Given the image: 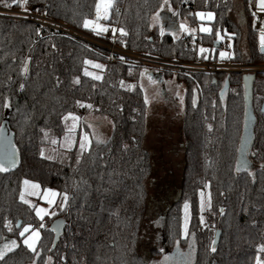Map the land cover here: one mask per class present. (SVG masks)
<instances>
[{
  "label": "trees",
  "instance_id": "trees-1",
  "mask_svg": "<svg viewBox=\"0 0 264 264\" xmlns=\"http://www.w3.org/2000/svg\"><path fill=\"white\" fill-rule=\"evenodd\" d=\"M21 1L12 7L24 8ZM190 1L168 0L191 24L196 11H213L210 32L162 34L153 18L164 0H114L105 20L126 33L117 37V46L135 52L193 60L204 46L217 61L264 62L248 0H242L246 27L233 16L235 0H195V6ZM4 2L0 0V6ZM98 2L27 0L26 8L34 13L44 10L47 17L83 30V21L95 16ZM220 35L232 41L226 57L220 56ZM85 69L92 75H85ZM144 70L141 62L124 57L113 62L106 49L49 26L0 16V130L6 125L13 133L20 154L16 169L0 172V250L4 251L0 264H255L257 256L264 260L259 251L264 244V70L256 72L253 82L256 123L246 168L237 162L247 112L243 73L164 72L184 85L180 117L184 150L179 181L169 182L159 197L151 191L157 169L145 144L149 104L141 84ZM88 111L110 121L108 136L91 139L84 150L75 144L65 161L43 156L45 137L63 134L69 113ZM25 179L67 194L66 206L60 207L59 199L51 212L55 214L39 219L20 198ZM202 192L209 196L204 210ZM153 205L160 210L149 211ZM186 205L189 211H184ZM57 218L66 222L53 246L50 226ZM25 224L42 231L35 251L21 241ZM150 225L160 233L159 239L153 232L147 235ZM219 229L220 240L213 244ZM12 240L18 247L5 250Z\"/></svg>",
  "mask_w": 264,
  "mask_h": 264
},
{
  "label": "rangeland",
  "instance_id": "rangeland-1",
  "mask_svg": "<svg viewBox=\"0 0 264 264\" xmlns=\"http://www.w3.org/2000/svg\"><path fill=\"white\" fill-rule=\"evenodd\" d=\"M236 7L233 12V16L239 20V23L246 27L247 15L244 13L242 0H235ZM11 4V3H10ZM22 6L26 8V4L21 1ZM7 2H4L0 9H13ZM18 9V8H17ZM22 9V8H21ZM29 10V9H28ZM109 13V12H108ZM198 13H203V17L197 15ZM211 13V18L208 14ZM158 15V22H154L155 26L159 27V30L170 31L174 36H181L185 32H191L197 34L202 31L203 28L211 29V21L214 19V12L209 10H199L195 13V23L191 24L188 17H184L183 14L179 12L171 3L168 2L167 5L162 6V8L155 14L154 17ZM7 17V16H4ZM11 18V17H9ZM93 18V17H91ZM250 21L253 27V16L249 15ZM246 21V22H245ZM184 25L182 28L181 25ZM254 29V28H253ZM163 31V32H164ZM219 38L224 42L227 40L226 36L220 35ZM231 39V38H230ZM229 46L232 47V41L228 40ZM204 49L210 52V49L200 47V50ZM232 49L223 48L220 50V56L226 57L231 53ZM223 54V55H221ZM237 64V63H235ZM240 64V63H238ZM255 65H264V62L254 63ZM145 70L141 76V84L144 88L146 100L149 104V121H148V131L147 137L145 139V144L152 152L155 163L157 174L152 182L151 191L154 196H161L164 189H167L166 185L169 182L176 184L180 179L181 164L183 158L184 146L182 145V139L180 135V117L184 108V94L185 89L181 81H178L174 76H168L164 74V70L152 68L150 66H144ZM147 68V69H146ZM149 70V71H148ZM162 78V79H161ZM72 115L78 117L77 121H73L69 114L65 119V130L63 134L58 135L55 133H50V135L45 137V144L42 147V154L46 158L65 161L68 158V151L83 141L85 135L88 137V141L85 142L86 145L93 138L105 139L111 131L112 125L110 121L101 115L94 113L93 111H88L84 115L74 114ZM73 123H75V128L73 129ZM56 141V143H53ZM252 141V135L250 130H244L240 149L243 145V150L239 153L238 166L240 168H246L250 166V160L248 158V152L250 143ZM242 152V153H241ZM247 162L246 167H244V162ZM29 181L26 185L23 183L21 195H23L22 201H27L30 206L35 210L39 208H44L47 210L44 215V219L48 214H50L55 207L56 202L61 199L63 200L64 194H60L58 190L50 187H42L40 183L32 179H25ZM24 180V181H25ZM33 184H38V188H33ZM172 186V185H171ZM170 188V187H168ZM173 188V186H172ZM48 190H51L49 192ZM56 193L52 196L51 193ZM176 193V192H175ZM156 197V198H157ZM48 199L53 201L52 204L48 203ZM154 200V199H153ZM158 200V199H156ZM155 200V202H157ZM156 204V203H155ZM209 206V196L207 193L202 192L200 194V208L201 210L206 209ZM155 205L151 207L149 211H159ZM184 211H189L184 208ZM152 213V212H151ZM37 216V215H36ZM39 219L40 217L37 216ZM185 218L187 221V227L189 225L188 213H186ZM43 219V221H44ZM30 224H25L21 232L25 227ZM185 225V224H184ZM155 226V225H154ZM158 227V226H155ZM156 228L150 225L149 230H147V235L150 237L152 232L153 236L157 239L160 238L159 232H154ZM32 230H39L40 238L35 244V250L39 245L41 239V229L39 227L31 228L25 236L22 237V243L25 238L31 235ZM153 230V231H151ZM159 241V240H158ZM32 250V249H31ZM184 264V263H181ZM189 264H191L189 262Z\"/></svg>",
  "mask_w": 264,
  "mask_h": 264
},
{
  "label": "built area",
  "instance_id": "built-area-1",
  "mask_svg": "<svg viewBox=\"0 0 264 264\" xmlns=\"http://www.w3.org/2000/svg\"><path fill=\"white\" fill-rule=\"evenodd\" d=\"M113 4L114 0H111L110 7ZM194 4L195 0L190 1V6H195ZM248 6L253 16V28L260 37L261 30H264V11L260 10L259 0H248ZM12 8L13 9H0V16H7L17 20L35 21L41 25L53 28L56 32L66 37L81 40L86 44L93 45L98 48H104L108 51V59L112 60L113 62L118 61L120 57H124L129 59L130 62H141L144 64V66H150L152 68L154 67L156 69L164 71L166 70L185 74H191L193 72L219 71L256 73L259 70H264V65L258 66L255 64H235L226 62L224 60H214L211 57L210 52L207 50L203 52L199 50L193 60H178L143 54L123 47H119L116 44V40L117 37L121 35L119 29H123V27L120 25H111L110 23H108L103 17V11L101 12V18L97 19L96 14L93 18H89V20L93 21V25L98 23L108 29L107 32H103L98 35L94 26H90L89 28H84L83 30H81L61 21L47 17L44 10L41 13H34L33 11H30L28 9L25 10V8ZM228 40L229 39H227L225 42L223 41V48L229 47ZM203 54H205L204 58Z\"/></svg>",
  "mask_w": 264,
  "mask_h": 264
},
{
  "label": "snow or ice",
  "instance_id": "snow-or-ice-1",
  "mask_svg": "<svg viewBox=\"0 0 264 264\" xmlns=\"http://www.w3.org/2000/svg\"><path fill=\"white\" fill-rule=\"evenodd\" d=\"M10 3H15L16 0H9ZM23 3L26 4L27 3V0H23ZM164 3L165 5L168 4V0H164ZM110 4H111V0H100V2L96 5V15H97V19L101 18V12L103 11V17L104 18H107L108 16V8L110 7ZM259 7H260V10L261 11H264V0H259ZM26 10V9H25ZM197 15L203 17V13H198ZM209 18H211V13L208 14ZM154 19V22H158V15L156 17L153 18ZM90 26H94L96 31H97V34H101L103 32H107L108 29L106 27H103L102 25L100 24H95L93 25V21L92 20H89V19H85L83 21V27L85 28H89ZM181 27L183 28L184 25L182 24ZM115 31V30H114ZM119 31L121 32V34H126L124 33V30L123 29H119ZM163 29H161V33L163 34ZM202 31H205V32H210L211 29H208V28H203ZM260 45H261V50L264 51V30H261V33H260ZM205 51L204 49H201V52ZM223 55V54H221ZM123 59V58H121ZM85 63H92L91 61H86ZM96 68H102L103 65H100V64H96L95 65ZM28 71V68L27 66L24 67V72L27 73ZM85 75H92V73L88 72L86 69H85ZM95 79H100L99 76H96L94 77ZM75 83H79V78H76V80L74 81ZM24 85L22 84L21 85V88H23ZM77 104H79L81 107H84L85 105L81 104L79 101H77ZM11 105L9 103H5V107H10ZM87 107H91V105H87ZM69 116L71 117V119L75 122L77 121L79 118L72 115L71 113H69ZM65 119H68V117H65ZM73 129L75 128V123H73ZM0 139H2V130H0ZM88 141V137L87 135L84 136L83 138V141L80 143V148L81 150H84L85 147H86V144L85 142ZM53 143H56V141H53ZM241 151H243V145L241 147ZM16 152H17V149H15V146L14 145H11L10 142L8 145L4 146L3 149H2V154H3V158L0 159V172H5V171H8L9 169L7 167H5V164L9 165V167L11 166H14L16 164ZM79 162V161H78ZM246 164L247 162L245 161L244 162V167H246ZM239 167L237 168V171H239ZM24 183L27 185L29 183V181L25 180ZM33 188H38L39 185L38 184H33L32 185ZM49 192H51V190H48ZM52 196H55L56 193L52 192L51 193ZM21 199L23 200V195H21ZM67 200H68V196L67 194H64L63 196V203L60 205V207H65L66 204H67ZM27 202V201H25ZM48 203L49 204H52L53 201L51 199H48ZM187 207V205L185 206ZM47 210L44 209V208H39L36 210V215L40 217L41 220L44 219V215L46 214ZM51 215H54L55 213H50ZM201 222H203V217H201ZM41 227H43V225H41ZM184 228H185V235H187V221H185V225H184ZM31 229V225L27 226L24 228V230L22 232H20V236L21 237H24L25 236V233H28ZM40 238V232L39 230H32L31 232V235H29L27 238H25L23 240V243L29 248V249H32L33 251H35V244L37 242V240ZM213 244H215V241H213ZM15 247H18L17 245V242L15 240H12L10 241L9 244H5L4 246V249L7 250V251H12ZM213 252L216 250L215 247H213L211 249ZM259 251L261 253H264V244L260 245L259 246ZM3 255H4V251L3 250H0V259L3 258ZM182 255V254H181ZM169 260L168 257H165V262H167ZM255 264H264V260H262L259 256L256 257V261H255Z\"/></svg>",
  "mask_w": 264,
  "mask_h": 264
},
{
  "label": "water",
  "instance_id": "water-1",
  "mask_svg": "<svg viewBox=\"0 0 264 264\" xmlns=\"http://www.w3.org/2000/svg\"><path fill=\"white\" fill-rule=\"evenodd\" d=\"M6 2L9 5H12V3L10 4L9 0H6ZM254 79H255V74L254 73H244L243 74V81H244V84H245L246 102H247V124H246V128H247V130L251 131V135H252V125H253V122H254V118H253L254 115H253L252 101H251ZM228 86H229V82L227 80L226 81V85H225V89ZM263 110H264V106H263ZM1 130H2V139H0V159L3 158V154H2L3 147L8 145L9 142H10L11 145L15 146V149H17V147L15 145V142H14L13 133L7 128L6 125H4ZM19 163H20V154H19V150L17 149V152H16V164L14 166H11V167H9V165L5 164V167H7L9 169L8 171H11V170L16 169L18 167ZM65 222L66 221H65L64 218H57L51 223L50 227L55 233L54 240H53V246H55L57 244V242L59 241L60 236H61V234L63 233V231L65 229ZM17 225L18 226L21 225V220L18 221ZM221 232L222 231L220 229L217 230L216 235H215V243L219 242L220 237H221Z\"/></svg>",
  "mask_w": 264,
  "mask_h": 264
},
{
  "label": "flooded vegetation",
  "instance_id": "flooded-vegetation-1",
  "mask_svg": "<svg viewBox=\"0 0 264 264\" xmlns=\"http://www.w3.org/2000/svg\"><path fill=\"white\" fill-rule=\"evenodd\" d=\"M244 74V73H243ZM254 74H256V73H254ZM264 106V105H263ZM252 110H253V108H252ZM253 118H254V122H253V125H252V137H253V130H254V126H255V123H256V116H255V113H254V111H253ZM246 124H247V112H246V118H245V125H244V130H247V128H246ZM244 130H243V132H244ZM251 144H252V141H251V143H250V147H251ZM250 147H249V149H250ZM249 149H246V150H249ZM245 151V150H244Z\"/></svg>",
  "mask_w": 264,
  "mask_h": 264
},
{
  "label": "crops",
  "instance_id": "crops-1",
  "mask_svg": "<svg viewBox=\"0 0 264 264\" xmlns=\"http://www.w3.org/2000/svg\"><path fill=\"white\" fill-rule=\"evenodd\" d=\"M212 22V21H211ZM211 29H212V27H211ZM205 33H208V32H205Z\"/></svg>",
  "mask_w": 264,
  "mask_h": 264
}]
</instances>
